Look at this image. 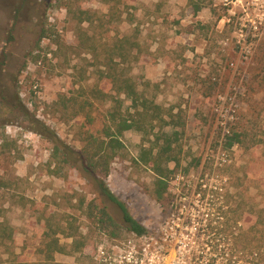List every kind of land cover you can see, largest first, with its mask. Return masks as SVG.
I'll use <instances>...</instances> for the list:
<instances>
[{"label":"rangeland","instance_id":"rangeland-1","mask_svg":"<svg viewBox=\"0 0 264 264\" xmlns=\"http://www.w3.org/2000/svg\"><path fill=\"white\" fill-rule=\"evenodd\" d=\"M121 2L0 0V224L12 236L0 227V263L53 264L42 250L55 237L67 251L75 241L87 246L56 254L54 264H87L102 231L90 204L123 227L120 208L77 156L88 136H103L114 105L94 90L133 113L100 76L112 66L161 108L164 122L123 134L109 190L145 226L171 215L151 198L157 175L140 160L166 134L176 158L167 164L173 213L187 208L207 220V259L264 264V0ZM83 11L90 22L79 23ZM223 104L224 118L216 110ZM233 134L239 143L228 147ZM56 147L70 150L71 161Z\"/></svg>","mask_w":264,"mask_h":264},{"label":"trees","instance_id":"trees-1","mask_svg":"<svg viewBox=\"0 0 264 264\" xmlns=\"http://www.w3.org/2000/svg\"><path fill=\"white\" fill-rule=\"evenodd\" d=\"M103 3L114 5L119 4V1L123 0H101ZM122 3V2H121ZM194 5V13L197 14L202 8L201 5ZM79 23L90 22V13L81 12L78 17ZM46 32L42 30L41 38H45ZM122 46L119 50H122ZM121 56L125 57L126 50H122ZM39 57V56H38ZM38 61V58L35 59ZM113 63V60H110ZM115 66H120V64H115ZM106 71H101L100 76L104 82L109 83L112 90L116 94L123 95L125 99L130 100L131 105L128 107V112L133 111L129 116H125L121 112L122 101L119 98L110 96L108 92L102 90H94L95 97L100 98H111V102L114 104L112 109L109 111L107 126L104 129L103 136L101 138H94L93 136H88L83 148L78 152V162L82 165L83 170L97 179L99 188L102 193L113 203H115L121 210L123 214V227L118 225L106 212L105 208H101L98 205L90 204L88 209L90 211L89 218L93 220V223L101 230L110 231L113 236H120L121 231L126 230L127 232L142 233L146 231L145 227L137 221L129 211L127 205L120 201L107 187L105 179L110 175L112 163L120 156L121 151L124 148L121 137L127 131H136L140 133H146V126L151 125L154 121H163L160 115V107L155 104V102L149 98L143 96L136 87L135 82L116 71V67H109ZM163 144L154 153L155 147L143 148L141 161L146 165L151 164L152 170L156 173L157 179L155 181V188L151 192L150 196L154 201L159 204L171 206L172 200L169 194V183L167 180V175L170 170L167 166L169 162L176 161V158L170 154L172 151V141L171 138L163 134ZM158 138V142L160 141ZM235 143H239V135L233 134L231 138L227 141L226 145L228 147L233 146ZM67 152H61L59 147L55 148V154L61 153L64 157L63 162H69L72 158V152L66 150ZM54 154V155H55ZM71 155V156H70ZM53 173V172H52ZM55 173V172H54ZM3 226V230L7 231V238L12 239L10 228L6 227L2 223L0 227ZM123 230V231H124ZM87 246L84 242L75 241L70 247V251L60 244L58 238H51L45 244L43 254L46 259L54 264L56 254L72 255L75 253H83L84 248ZM92 246V245H91ZM0 264H13L12 262H4ZM260 264V263H258Z\"/></svg>","mask_w":264,"mask_h":264},{"label":"built area","instance_id":"built-area-1","mask_svg":"<svg viewBox=\"0 0 264 264\" xmlns=\"http://www.w3.org/2000/svg\"><path fill=\"white\" fill-rule=\"evenodd\" d=\"M221 1L229 5L237 0ZM219 99L226 101V98ZM216 110L225 117L224 104ZM219 124L225 133H230L225 121L220 120ZM176 207L173 200L170 209L174 212ZM185 210L186 213L181 210V214L172 212L161 217L157 224H142L146 229L142 233L125 231L123 235L113 236L110 231H100L98 239L85 253L87 264H212L214 259H207L209 249L204 244L207 220L202 221Z\"/></svg>","mask_w":264,"mask_h":264}]
</instances>
